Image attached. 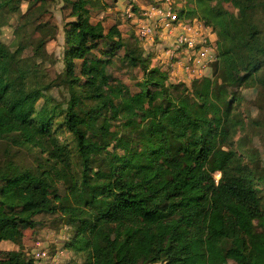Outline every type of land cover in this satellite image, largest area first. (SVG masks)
I'll use <instances>...</instances> for the list:
<instances>
[{
	"label": "trees",
	"instance_id": "trees-1",
	"mask_svg": "<svg viewBox=\"0 0 264 264\" xmlns=\"http://www.w3.org/2000/svg\"><path fill=\"white\" fill-rule=\"evenodd\" d=\"M9 1L0 0V9ZM63 1L73 18L62 59L69 97L56 128L58 106L45 100L37 108L47 88L30 81L34 70L17 58L22 46L11 51L0 30V142L34 148L46 161L0 165V245L17 244L38 214L59 211L88 264H264V168L242 143L233 147L244 124L236 116L241 97L228 92L259 88L264 97V40L256 38L264 23L242 18L264 13V0H227L240 17L216 0H186L179 18H200L219 34L211 75L190 87L170 82L169 70L142 56L139 45L127 48L116 24L106 30L91 22V0ZM121 48L122 61L143 71L138 92L107 73ZM96 50L105 59L89 58ZM119 119L122 128L111 130ZM63 130L72 146L59 139ZM97 156L113 160L108 173L94 170ZM21 255L0 247V264H18Z\"/></svg>",
	"mask_w": 264,
	"mask_h": 264
},
{
	"label": "rangeland",
	"instance_id": "rangeland-1",
	"mask_svg": "<svg viewBox=\"0 0 264 264\" xmlns=\"http://www.w3.org/2000/svg\"><path fill=\"white\" fill-rule=\"evenodd\" d=\"M147 1L155 2V0H140V3L145 5V3H148ZM91 2L94 4L89 13L91 22L100 21L106 30L111 25L116 24L121 31L126 47L133 49L139 45L142 49V56L148 55L152 64L157 61L155 57L157 51L164 45L168 46L164 42H162L163 45L157 46L158 42H156L153 47L146 46L142 48V44L138 40L136 42L134 27L124 14L129 0H91ZM103 4H106L104 9ZM185 4L186 0H174V11L180 14V11L185 8ZM214 4L218 9L230 11L238 17L241 16L238 8L230 1L216 0ZM70 11V4L63 0H10L8 5L0 9L2 41L11 51L17 49L19 45L22 46L20 53L17 55V58L20 59L19 63L34 70L30 75V81L33 83L38 82L39 86L47 88L46 90L43 89V98L38 101L37 108L45 100L50 102V106H58V111L53 119L54 128L63 120L64 113L62 109L65 108V102L69 97L68 86L64 80L65 70L62 59L64 30L67 23L73 20ZM242 18L247 22L257 23L260 20L261 24L264 23L263 12L252 18L249 11L247 16H242ZM208 27L211 29L214 36L213 43L216 45L219 38L218 31L211 25H208ZM259 30L256 38L263 41L264 30L261 27ZM40 43L42 47L37 49L36 46ZM106 47L105 42H102L100 48ZM216 50L217 47L215 46V52H217ZM123 54L124 48H121L111 58L112 62L107 65V73L113 78L114 82L123 83L130 92H138L140 87L137 84L143 80V71L140 66L130 67L126 62H123L121 59ZM92 57L105 59L98 50L89 56V58ZM214 62H217V59ZM79 66L80 61L77 62L76 73L79 72ZM181 76L177 73L171 75L169 73V80L175 84L181 83L186 87H190L194 78H190L186 74H184V77ZM258 90L259 88L241 87L229 88L228 92L241 97L240 102L235 103V105H238L236 116L241 124H244L243 127L237 130L234 139H232L233 147H237L236 143H242L244 148L254 153L260 161L259 164L264 168V97L259 94ZM228 98H230V95H228ZM120 122V119L118 121L113 120L111 130L121 129L122 127H119ZM58 137L61 141L72 146L71 136L66 131H61ZM109 150L112 151V148L110 147ZM242 154L245 160H250L247 152ZM42 156L44 155H40L34 148L13 146L8 141L0 142V165L9 160L19 166L34 167L38 162L42 164L46 162L41 159ZM71 162L74 178L79 181L80 161L76 156H73ZM113 163L110 157L103 159V156L94 157L91 162L94 170L99 169L104 173L109 172ZM215 177L218 178V173H215ZM56 187L57 194L63 196L65 186L62 182L57 183ZM72 200H70L71 203ZM72 204L75 205V203ZM35 221L36 226L33 229L27 228L24 230L23 237L17 244L4 241L0 245L5 252L20 251L22 253L18 259V264H27L29 261L35 264L33 252L36 247L47 250L49 256V258L40 261L39 264H88V253L81 254L72 248L71 242L74 238L75 228L66 214L62 215L59 211L51 214L41 213L35 217ZM111 234L114 236V229L111 230ZM53 259L55 260L53 261ZM229 264L233 263L229 262Z\"/></svg>",
	"mask_w": 264,
	"mask_h": 264
},
{
	"label": "built area",
	"instance_id": "built-area-1",
	"mask_svg": "<svg viewBox=\"0 0 264 264\" xmlns=\"http://www.w3.org/2000/svg\"><path fill=\"white\" fill-rule=\"evenodd\" d=\"M173 3L174 0H155L144 5L140 0H129L124 14L142 48L153 47L156 42L157 46L163 45L162 42L168 45L162 46L155 57L170 75L174 70H183L190 78H198L203 76V70L211 69L216 59L214 36L197 17L179 18ZM33 256L35 264L49 258L42 247H36Z\"/></svg>",
	"mask_w": 264,
	"mask_h": 264
},
{
	"label": "crops",
	"instance_id": "crops-1",
	"mask_svg": "<svg viewBox=\"0 0 264 264\" xmlns=\"http://www.w3.org/2000/svg\"><path fill=\"white\" fill-rule=\"evenodd\" d=\"M202 72H203V76H210L211 75V69L203 70ZM174 73H177L180 76L182 75L183 77H184V74H185L183 70H175Z\"/></svg>",
	"mask_w": 264,
	"mask_h": 264
}]
</instances>
